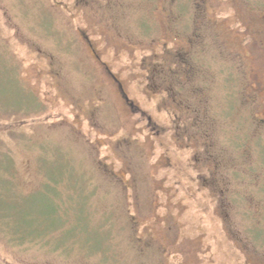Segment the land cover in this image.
Listing matches in <instances>:
<instances>
[{
	"label": "rangeland",
	"instance_id": "rangeland-1",
	"mask_svg": "<svg viewBox=\"0 0 264 264\" xmlns=\"http://www.w3.org/2000/svg\"><path fill=\"white\" fill-rule=\"evenodd\" d=\"M0 52V264H264V0H0Z\"/></svg>",
	"mask_w": 264,
	"mask_h": 264
},
{
	"label": "trees",
	"instance_id": "trees-1",
	"mask_svg": "<svg viewBox=\"0 0 264 264\" xmlns=\"http://www.w3.org/2000/svg\"><path fill=\"white\" fill-rule=\"evenodd\" d=\"M3 56L5 55V52H0ZM1 55V56H2ZM2 56V57H3ZM5 57H6V59L8 58V56L7 55H5ZM6 62H7V64L12 68V70H14V65H13V63H9L7 60H6ZM50 196H51V198H52V200H53V204H54V206L52 207V208H54V212H53V214H51L52 216H51V218H54V217H56L57 215L56 214H54L55 212H60V214H62L63 216L65 215V212L67 213V212H69L67 209L66 210H64V208L62 207L61 208V205L59 204V205H57L56 204V202H55V200L57 199V197L56 196H54V195H52L50 192H47ZM56 197V198H55ZM66 217H68L67 215H66ZM61 219H62V223L59 225V227L60 226H63L64 224H66V219L65 220H63V217H61ZM85 222L87 223L88 222V215H86V217H85ZM40 224L41 223H43V219H39V221H38ZM88 224V223H87ZM59 227H58V229H59ZM57 228H51V229H47V230H45V231H43V232H41L40 233V235H37V236H34V237H32V238H30V239H21V238H19L17 235H15V234H12L11 236H8V239L10 240V239H12V241H13V243H15V244H17V245H22L23 243H25V244H27V243H31L32 241H35V240H37V239H40L41 238V236H43V235H45V234H47L48 232H51V231H55ZM259 229L260 228H256V231H255V234H257V233H260V232H258L259 231ZM86 231H89V230H87L86 229ZM78 234V232L77 233H75V234H73L72 236H74V238H75V236ZM18 241H20V243L18 242ZM71 243V244H75V242H74V240L73 239H68V240H66L64 243H62L60 246H56V247H52L51 249L52 250H56V249H63V248H60V247H65V243Z\"/></svg>",
	"mask_w": 264,
	"mask_h": 264
},
{
	"label": "flooded vegetation",
	"instance_id": "flooded-vegetation-1",
	"mask_svg": "<svg viewBox=\"0 0 264 264\" xmlns=\"http://www.w3.org/2000/svg\"><path fill=\"white\" fill-rule=\"evenodd\" d=\"M119 84V83H118ZM119 86H120V84H119Z\"/></svg>",
	"mask_w": 264,
	"mask_h": 264
}]
</instances>
